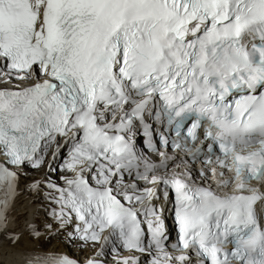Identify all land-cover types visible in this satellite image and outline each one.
Wrapping results in <instances>:
<instances>
[{"label":"snow or ice","instance_id":"6c2138e0","mask_svg":"<svg viewBox=\"0 0 264 264\" xmlns=\"http://www.w3.org/2000/svg\"><path fill=\"white\" fill-rule=\"evenodd\" d=\"M0 85V238L21 241L9 219L22 177L51 153L63 183L46 174L27 190L46 189L69 239L151 264H264V0H0ZM152 121L174 127L172 144L193 159L219 153L198 173L218 188L191 171L157 174L167 155L153 164L134 139L142 127L151 145ZM170 191L171 250L153 203Z\"/></svg>","mask_w":264,"mask_h":264},{"label":"bare ground","instance_id":"6f19581e","mask_svg":"<svg viewBox=\"0 0 264 264\" xmlns=\"http://www.w3.org/2000/svg\"><path fill=\"white\" fill-rule=\"evenodd\" d=\"M2 86V85H0ZM51 163V153L46 161V166L41 169H34L33 173L26 172V176L21 180V195L18 197L16 206L12 210L9 219V228L14 229L21 236V241L17 244H11L7 240L0 238V264H28L26 256L32 254L37 257H58L69 254L84 259L88 256L102 257L105 254L106 259L115 260L118 257L135 256L139 260V264H151V257L147 254L139 252H129L127 249L118 246L117 251L111 249V244L104 247L101 253L100 245L85 244L79 239H69L67 232L71 231L69 226L67 229L58 228L56 221L52 219L47 209L49 202L44 198L46 189L40 192L29 191L28 185L34 180H44L43 174L46 172L57 183L62 184L60 179L62 173H48L47 165ZM54 167L56 165H53ZM58 174V175H57ZM171 197H169V201ZM167 232L170 233L169 220L164 218ZM48 224L53 227L49 229ZM35 226L39 231V235L29 234V227ZM174 232V230H172ZM74 242L75 246H71ZM100 249L99 251H97ZM123 252V253H120Z\"/></svg>","mask_w":264,"mask_h":264},{"label":"rangeland","instance_id":"374dc122","mask_svg":"<svg viewBox=\"0 0 264 264\" xmlns=\"http://www.w3.org/2000/svg\"><path fill=\"white\" fill-rule=\"evenodd\" d=\"M56 164H59V160L56 162ZM33 169H26V172H31V173H33ZM60 171H56V172H53V174H56V173H58V174H60L59 173ZM57 174V175H58ZM46 175V172L43 174V176H45ZM71 246H75V244H74V242L71 244Z\"/></svg>","mask_w":264,"mask_h":264}]
</instances>
